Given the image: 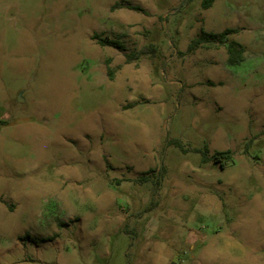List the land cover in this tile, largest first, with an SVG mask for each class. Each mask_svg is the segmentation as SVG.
<instances>
[{"label":"rangeland","instance_id":"rangeland-1","mask_svg":"<svg viewBox=\"0 0 264 264\" xmlns=\"http://www.w3.org/2000/svg\"><path fill=\"white\" fill-rule=\"evenodd\" d=\"M201 3L0 0V264H264V0Z\"/></svg>","mask_w":264,"mask_h":264},{"label":"trees","instance_id":"trees-1","mask_svg":"<svg viewBox=\"0 0 264 264\" xmlns=\"http://www.w3.org/2000/svg\"><path fill=\"white\" fill-rule=\"evenodd\" d=\"M216 0H202L201 7L203 10H208L210 9ZM135 11H139L138 8H132ZM236 30L234 29H226L220 34H206L205 37H201L198 39H195L191 42L189 45L188 51L189 52H194L200 45L208 42H218L219 44H225L226 39L229 35L235 34ZM100 45L105 47V46H111L115 45L116 47H121L118 43H114L110 40H104L100 42ZM227 54H228V64L231 66H236L240 65L245 61V48L241 44L237 42H229L227 45ZM137 55H129L127 56V63H130L131 60L136 59ZM107 76L109 80L114 79V70L110 67L107 68ZM173 144L177 146L178 148L182 149L181 143L179 141H174ZM204 161H213L214 163L219 164L222 168H224V162L225 160L229 159L232 155L231 151H225V152H215L210 158L208 157V149L205 148L204 152Z\"/></svg>","mask_w":264,"mask_h":264},{"label":"crops","instance_id":"crops-1","mask_svg":"<svg viewBox=\"0 0 264 264\" xmlns=\"http://www.w3.org/2000/svg\"><path fill=\"white\" fill-rule=\"evenodd\" d=\"M199 240H200V239H199ZM162 254H163V253L160 251V252L157 253L156 256H161V257H162Z\"/></svg>","mask_w":264,"mask_h":264}]
</instances>
